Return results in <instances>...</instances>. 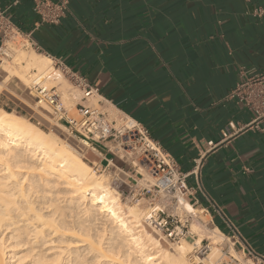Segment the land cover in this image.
<instances>
[{"label":"crops","instance_id":"obj_1","mask_svg":"<svg viewBox=\"0 0 264 264\" xmlns=\"http://www.w3.org/2000/svg\"><path fill=\"white\" fill-rule=\"evenodd\" d=\"M35 6L0 0L43 55L99 90L108 113L141 124L185 172L201 159L190 184L211 208L213 228L238 233L264 264V107L242 99L253 81L264 90V17L255 15L264 0H70L59 25L42 23ZM9 102L52 119L17 84L0 93V108ZM114 144L85 155L99 167L111 159L125 166L105 148ZM235 253L247 257L239 246Z\"/></svg>","mask_w":264,"mask_h":264},{"label":"bare ground","instance_id":"obj_2","mask_svg":"<svg viewBox=\"0 0 264 264\" xmlns=\"http://www.w3.org/2000/svg\"><path fill=\"white\" fill-rule=\"evenodd\" d=\"M12 58L18 71L2 68L0 93L12 77L29 84V73L43 76L53 65L38 52ZM57 137L0 108V264H188L192 245L163 248L143 225V210L122 202Z\"/></svg>","mask_w":264,"mask_h":264},{"label":"built area","instance_id":"obj_3","mask_svg":"<svg viewBox=\"0 0 264 264\" xmlns=\"http://www.w3.org/2000/svg\"><path fill=\"white\" fill-rule=\"evenodd\" d=\"M69 2L70 0H36L35 11L42 23L59 25L66 17ZM255 15L264 17V8H257ZM19 40L22 41L23 49L42 54L41 47L33 39L32 33H23L7 12L0 10V68L13 59L15 45ZM52 60L53 65L46 75L34 74L27 87L35 106L50 108L52 119L78 137L87 147L94 149L97 144L111 141L115 144L112 147L105 146L108 151L118 156L123 150L125 153L120 159L124 160L125 166L119 167L111 159L105 170L113 169L119 176L121 174L127 176V173H131L138 177L132 179L134 182L132 185L126 182L124 184L131 188V196H129L131 201L140 203L145 200L148 203L144 217L145 224L156 229L170 244L178 245L183 241L193 240L194 252L191 264H199L197 259L201 261L200 257L210 251L211 244L202 245V240L201 244L197 245V234L192 227L195 223L205 227L213 226L211 208L201 204L196 196L197 189L190 184L191 177L199 182L201 159L195 162L193 170L183 171L160 142L153 139L141 124L124 117L120 119L124 123L117 127L118 120L111 119L110 114L97 100L99 90L82 74L72 71L55 59ZM61 80H66L76 91H79L75 99V115L65 107L63 94L56 85ZM261 80L253 81L248 87V94L242 97L248 105L258 109L264 107V90L255 88ZM68 93L70 96L73 94L72 91ZM234 93L239 94V89ZM95 100L98 105L93 103ZM141 170H144V173ZM187 205L191 209L187 208ZM213 210L222 213L217 206H213ZM230 228L235 231L233 225H230ZM238 237V233H233L232 236L223 234L227 247L224 255L227 260L219 261L217 264H249L248 261L258 264V261L251 260L258 256L247 244H239L241 239ZM237 246L247 255V263H242L230 252L231 250L235 252Z\"/></svg>","mask_w":264,"mask_h":264},{"label":"rangeland","instance_id":"obj_4","mask_svg":"<svg viewBox=\"0 0 264 264\" xmlns=\"http://www.w3.org/2000/svg\"><path fill=\"white\" fill-rule=\"evenodd\" d=\"M21 43L22 41L19 40V42H17V44L15 45V51L23 53V54H31L35 51L33 50H25L21 47ZM37 53V52H36ZM6 65H11L12 70H14L15 72H17V68L13 62V59L8 61L7 63H5L4 65H2V67L0 68V77L4 74V72L2 71V68H4V66ZM33 73V72H31ZM29 73V77L30 80L35 76V72L33 74ZM28 77V78H29ZM9 83H14L19 85L20 87H22L25 92H27L29 95V91L27 89V87L30 85L26 84L24 82H22L19 78H17L16 76L12 77L11 80L6 84V89L8 88ZM56 85H58V89L59 91L62 92V98H63V102L65 107L70 110V113L72 115H75V99H76V95H79V91H76V89H74L70 83H68L66 80H61L60 82L56 83ZM69 91H72L73 94L72 96L69 95ZM79 97V96H78ZM9 106L5 107V110L10 111V112H14L17 115H22L24 116L26 119L30 120L31 122H33L35 125H37L39 128L43 129L44 131H46L47 133H51L53 134L54 137H60L59 140H61V142H63L64 145H66L69 149L71 150H75L74 152L77 153L78 155H80L83 160L88 163L89 165H91L94 170L98 173L101 174L103 176L106 177V179L108 180L109 185L115 189L117 191V193L119 194V197H121L122 202L128 204V205H132V206H136L139 208V210H143L141 212H143V215L145 214L147 208H148V203L143 200L140 203H136L134 201H131L129 196H131V188H129L126 184H124V182L132 185L134 182H132V179H138V177H136L135 175H132L131 173H127L126 175L121 174L120 176L118 175V172H115L113 169L112 170H105V168L103 167H99L96 164H93L89 161V158L87 155H85V153L87 151L90 150L89 147L85 146L78 137H75V135H73L70 131H68L65 127H63L60 123H58L55 119H51L50 117H47L45 115H43L42 113L40 114L39 111H37V114H34L32 112V110L28 111H22V110H18L15 111L14 106L11 104V102H9ZM95 105L97 104V100H95L93 102ZM36 110V109H35ZM111 119H117L118 120V125L117 127H119L120 125H122L124 122L120 121L121 118H124L122 116L117 115L116 113L113 112H109ZM122 120V119H121ZM57 137V138H58ZM123 153H125L123 150L120 151V153L118 154L117 158L122 162L124 160L120 159L123 155ZM127 172V171H126ZM141 208V209H140ZM143 225L147 228V230L149 232H151L153 234V236L161 243V245L163 246V248L165 249H172L175 246H179L182 243H187L193 246V240H186L183 241L182 243L178 244V245H173L170 244L169 242L165 241L162 238V235L154 228L149 227L148 225L145 224L144 220H143ZM193 231L197 234V238L200 241L203 240L202 245H207V244H211V249L210 251H208V253H206L205 255L200 257V262L199 259H197V263L199 264H217L219 261H225L227 260V257H225L224 253L227 250L226 247V242L223 240V236H219L217 234H214V228L213 226H209V227H205V226H201L198 223L194 224L192 227ZM217 238V239H215ZM214 240H217L218 242H220L218 245L214 244ZM212 247H217L219 249V251L216 253L215 256H212L210 253L212 251ZM147 253V251H146ZM231 253L239 258V260L242 263H247V260L245 257H239L233 250H231ZM192 254H189L187 256V263L191 264L192 262ZM205 260V261H204ZM249 264H253L252 261H248Z\"/></svg>","mask_w":264,"mask_h":264}]
</instances>
